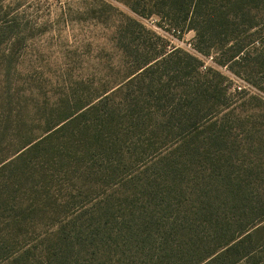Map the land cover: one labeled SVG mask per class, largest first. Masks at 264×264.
Here are the masks:
<instances>
[{"label": "trees", "instance_id": "16d2710c", "mask_svg": "<svg viewBox=\"0 0 264 264\" xmlns=\"http://www.w3.org/2000/svg\"><path fill=\"white\" fill-rule=\"evenodd\" d=\"M115 1L114 79L80 81L27 129L19 23L0 17V264H264V0ZM152 18L263 98L233 99Z\"/></svg>", "mask_w": 264, "mask_h": 264}, {"label": "rangeland", "instance_id": "374dc122", "mask_svg": "<svg viewBox=\"0 0 264 264\" xmlns=\"http://www.w3.org/2000/svg\"><path fill=\"white\" fill-rule=\"evenodd\" d=\"M102 1L129 14L115 0H0V17L19 23L14 43L23 58L20 56L18 60L11 93L16 110L28 118L29 124L24 129L31 125V117H39L36 109L40 112L48 103L63 99L67 91L82 89L77 85L80 81L86 87L95 88L114 79L119 52L113 37L119 16L103 7ZM142 22L172 47L198 56L193 51L194 32L179 37L161 29L157 18ZM198 57L204 63L203 71L213 68L229 79L233 99L242 91L263 98L246 80L218 67L212 57ZM254 81L264 85V75H257Z\"/></svg>", "mask_w": 264, "mask_h": 264}]
</instances>
